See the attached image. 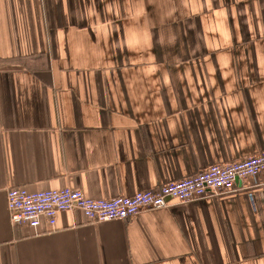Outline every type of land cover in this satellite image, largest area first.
<instances>
[{"label": "crops", "instance_id": "1", "mask_svg": "<svg viewBox=\"0 0 264 264\" xmlns=\"http://www.w3.org/2000/svg\"><path fill=\"white\" fill-rule=\"evenodd\" d=\"M262 150L264 0H0V264H264V174L53 230L7 204L130 196Z\"/></svg>", "mask_w": 264, "mask_h": 264}, {"label": "built area", "instance_id": "2", "mask_svg": "<svg viewBox=\"0 0 264 264\" xmlns=\"http://www.w3.org/2000/svg\"><path fill=\"white\" fill-rule=\"evenodd\" d=\"M261 174H264V150L243 160L212 164L192 175L130 196L92 198L71 187L30 191L24 186H14L8 189L7 204L13 224L35 228L45 219L53 230L61 212L80 210L93 223L130 220L142 212L168 207L173 199L190 203L234 191L239 180L256 179Z\"/></svg>", "mask_w": 264, "mask_h": 264}]
</instances>
